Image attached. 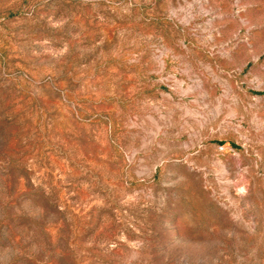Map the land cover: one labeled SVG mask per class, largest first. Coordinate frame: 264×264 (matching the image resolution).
<instances>
[{"label": "rangeland", "instance_id": "obj_1", "mask_svg": "<svg viewBox=\"0 0 264 264\" xmlns=\"http://www.w3.org/2000/svg\"><path fill=\"white\" fill-rule=\"evenodd\" d=\"M0 264H264V0H0Z\"/></svg>", "mask_w": 264, "mask_h": 264}]
</instances>
